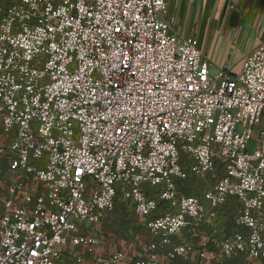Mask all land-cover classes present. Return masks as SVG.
<instances>
[{
  "label": "built area",
  "instance_id": "obj_1",
  "mask_svg": "<svg viewBox=\"0 0 264 264\" xmlns=\"http://www.w3.org/2000/svg\"><path fill=\"white\" fill-rule=\"evenodd\" d=\"M168 1L17 0L0 17V264H263L264 47L213 76ZM189 173L211 184L199 197L178 191ZM117 201L131 244L99 229ZM231 201L240 231L197 239Z\"/></svg>",
  "mask_w": 264,
  "mask_h": 264
},
{
  "label": "crops",
  "instance_id": "obj_2",
  "mask_svg": "<svg viewBox=\"0 0 264 264\" xmlns=\"http://www.w3.org/2000/svg\"><path fill=\"white\" fill-rule=\"evenodd\" d=\"M168 10L173 19L171 29L181 38L197 40L213 76L221 72L227 76L237 75L243 58L256 48L264 47V0H169ZM263 129L264 114L253 129L252 147L258 145ZM232 205L238 207L231 201L219 209L215 223L200 226L197 239L204 240L208 235L223 239L232 235L235 231L227 218V210ZM262 212L264 214V205ZM224 264L245 262L241 256H236Z\"/></svg>",
  "mask_w": 264,
  "mask_h": 264
},
{
  "label": "rangeland",
  "instance_id": "obj_3",
  "mask_svg": "<svg viewBox=\"0 0 264 264\" xmlns=\"http://www.w3.org/2000/svg\"><path fill=\"white\" fill-rule=\"evenodd\" d=\"M16 1L17 0H0V17L5 11L9 10ZM1 136L2 132L0 131V138ZM0 164V171H3L5 169V165L7 164L6 160L1 161ZM6 184L7 181L0 177V193L4 190ZM210 185V182L207 180H200L191 173H189L186 180L177 183L180 194L192 195L196 197L201 196ZM145 191L146 195L150 197H156L158 195V191L156 189L145 188ZM237 210L238 207L235 205H232L230 209L227 210L229 213L227 214L228 222L234 229L233 231H240L239 227L235 223ZM168 211L167 205L160 204L153 216L156 217L163 215ZM220 211L221 210L218 212ZM107 218L109 220L101 225L99 229L105 234V236H107L109 240L115 244H119V246L131 244L134 242V237L141 234L139 227L135 226L136 222L130 206L123 203L122 201L116 202V206L114 207L113 211L108 214ZM179 264H182V262Z\"/></svg>",
  "mask_w": 264,
  "mask_h": 264
}]
</instances>
